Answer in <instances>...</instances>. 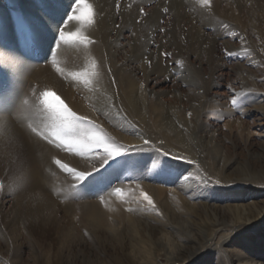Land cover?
Masks as SVG:
<instances>
[{
	"label": "bare ground",
	"instance_id": "1",
	"mask_svg": "<svg viewBox=\"0 0 264 264\" xmlns=\"http://www.w3.org/2000/svg\"><path fill=\"white\" fill-rule=\"evenodd\" d=\"M88 1L94 15L92 17L93 24L86 29L88 34L96 40V44L79 50L81 55L75 61L71 59L73 62L68 63L67 58H60L58 63L64 70H62L64 79L57 74L60 71L56 73L50 69V66L42 68L34 61L14 57L10 47L0 46V55L4 58L2 61L0 58V63L16 73L17 81L15 84L12 83V93L9 94L10 103L13 106L9 119L10 130L0 136V181L4 185L0 189V196L6 193L12 194L13 206L16 210L12 219H9V216L4 215L0 208V247L6 246L9 251L16 250L20 246L19 242L25 241L39 248L43 254L42 258L43 256L45 258V261L39 259L35 264H76L77 260L71 258V252L68 250H76V257L79 258L80 254L88 249L89 242L85 243L86 238L83 233V230H86L93 238L97 239L98 247L91 244L93 257H86L87 260L80 262L81 264H199L205 259L204 253L199 252L204 246H214L219 253L226 255L224 248L232 242H228L230 240V235L227 234L229 225L239 229L238 224L247 221L245 223L250 227L249 231L245 233L261 236L260 233L264 227V210L259 214L258 212L261 210V205L264 204V190L259 191L258 186L252 188L245 184L243 191L235 189L236 187L233 186L227 187L231 191L224 194H230L232 196L230 199H234L237 192L242 191L244 194L238 196L241 203L229 206L231 214L234 213L233 217L236 218L229 224L225 213L219 211V206L212 205L207 201L198 205L193 201V198H196L194 197L195 193L187 195L181 191L182 180H177L174 183L172 180L160 179L156 176L152 178L137 177L140 182L131 183L130 189L135 193L129 197L127 204L118 202L114 196H104L90 188L84 189L87 195L83 196L82 194L78 199H75L73 191L67 190L68 182L63 177L58 165L54 163L55 160H60L62 164L67 162L82 171H92L93 166L81 160L78 155H64L56 145L49 144L31 133L30 125L43 127L47 122L46 119H40L41 115H39L37 107L32 106L34 103L31 105L22 103V99H25V94L31 89L33 82L62 94L77 112L99 122L106 130L124 141L131 142L128 140L127 134H133L132 128H129L127 124L133 122L138 127V131L134 133H138L140 138L142 136L148 138L157 145L159 141H163L165 146L163 147H171L172 154L188 156L197 161L199 167L195 165L193 168L198 176L200 174L203 178L206 175L227 180L230 179V172L236 165L235 161H226L225 157L223 159L220 156L211 157L213 153L211 155L207 153L206 156L204 151H200V142L207 141L209 136L206 129L198 125V119L186 122L189 131L194 136L193 140L188 142L181 139V136L170 134L169 126L174 121V108L169 106L154 90L149 93L146 83L143 84L136 77L137 68L145 73L148 82L157 80L166 70L161 62L157 63L152 71H149L144 63L138 64L139 67L121 65L118 55L122 52L117 54V50H114L112 44L114 20L109 3L106 0L102 2ZM212 1L217 2L218 0ZM47 2L48 0H42L41 4L44 6L39 9L40 5H35L32 0H21L25 10L29 11L34 17L33 19L41 24L39 32L42 37L45 36L46 28L57 22L58 17L53 16L59 15L60 12L54 9V6L53 8L48 7ZM226 2L228 4L220 10L221 16L235 21L244 30L248 29L246 19L247 16H251L250 10L247 8L242 12H236L233 10V5L241 6V1L229 0ZM161 5L160 3L157 7ZM257 5L263 9L262 16L259 18L261 23L259 28L263 32L261 42L264 52V0H260ZM216 6H218V2ZM170 7L174 11L175 21L182 24L185 19L180 13L181 4L177 0H172ZM42 10H46L48 15L39 13ZM123 10L125 14L121 30L130 27L133 30L134 45L131 46L130 62L135 63L146 56L144 39L147 31L142 28V25L136 24L134 16L130 18L127 15L130 13L129 9L124 6ZM50 11H52L51 14ZM201 13L203 14L202 11ZM157 17L158 11L155 9L145 21L146 28H151ZM196 27L198 26L192 25L189 28L187 33L189 44L201 53L209 50L212 57L215 56V39L207 40L203 35L204 32L201 33L200 29H196ZM73 28L81 30V26L78 25H74ZM45 39L47 40L48 37ZM45 39L43 40L46 41ZM7 41L11 42L9 38ZM208 41L211 46H204ZM73 50L75 49L73 48ZM64 56L66 57V53ZM94 62L97 65L95 69L97 75H92ZM107 69L111 71L108 72ZM74 74H78V78H75L78 80L75 83ZM85 79L90 82L85 84ZM113 80L115 83L112 82ZM74 87L82 94V98L75 96ZM118 99L121 102L120 106L117 104ZM138 158L141 161L142 169L150 163H157L161 168L169 169V164L156 155L150 158H140L139 156ZM132 161L136 162V160ZM173 161L175 163L173 168H175L179 161ZM247 178H249L248 183L250 184L251 182L256 185L264 183V177L255 173L247 174ZM202 182L201 186L205 187L206 181ZM251 192L260 194L253 197ZM145 193L152 198L155 208L144 199ZM198 208H204L207 212L211 211L216 221L209 225L205 233L192 226V220L197 214ZM236 209L237 211H234ZM61 212L72 217L73 220L79 216L78 224L82 228L65 236L66 255L63 253L56 255L52 252L53 242L59 238L57 235H61L63 231L57 218ZM257 214L260 218H253ZM2 227L4 228L2 229ZM129 230L134 235V239L126 244L123 235L125 231ZM116 242L118 245L114 244ZM108 248L114 249L112 261L105 258ZM16 252L18 253V251ZM17 253L14 254L17 255ZM232 254L231 258L235 257L236 264H264L252 259L248 254L238 253L236 249L232 250ZM193 255L196 257L192 258ZM162 257L166 259L164 263L161 261ZM219 264H225V262L222 260Z\"/></svg>",
	"mask_w": 264,
	"mask_h": 264
},
{
	"label": "rangeland",
	"instance_id": "2",
	"mask_svg": "<svg viewBox=\"0 0 264 264\" xmlns=\"http://www.w3.org/2000/svg\"><path fill=\"white\" fill-rule=\"evenodd\" d=\"M32 1L35 5H40L39 9L43 8L42 0ZM97 1L102 2L104 0ZM106 1L109 3V8L113 11L114 26L112 37L114 40L112 44L114 50H117V54L122 52L118 55L121 65L124 64V67H133V65L134 67H139L140 65L138 64L144 63L146 68L152 71L153 67L161 62V65L166 70L157 80L148 82V77L145 73L137 68L136 77L143 84L146 83L149 93L154 90L169 106L174 108L175 116L172 125L169 126L170 134L181 136V139L188 142L193 140L194 136L189 131L186 122L189 123L198 119V125L206 129L209 136L207 141L200 142V151H204L206 156L207 153H210V155L213 153L211 157L220 156L222 159L225 157L226 161H235L236 165L230 172V179L222 180L209 176L212 178V182H206L205 187L201 186L203 184L202 181H205L204 178L194 172L195 165H188L179 161L175 167L177 170L175 175H170L167 169L161 168L157 163H150L142 169L138 156L140 158H150L156 155L169 164L168 168H173L175 163L170 156L164 157L156 151V149L170 151L171 147L164 148L165 146L160 141L157 145L148 138L150 143L145 145L143 139L138 136L139 134L134 133L138 131V127L133 122L127 124L129 128H132L133 133L127 134L128 140L131 141L128 142L116 137L99 122L90 118L100 126L102 133L110 137L116 144L124 145L129 149L136 147L143 149L142 151L125 152L124 155L117 157L116 160H110L103 167H101L100 163L103 157L102 150L80 155L77 149L69 152L59 146L57 147L62 150L64 155H78L81 160L93 166L91 172L96 179L90 189L98 191L101 195L114 196V199L118 202L127 204L129 197H132L135 193V191L130 189L131 183L140 182L137 177L148 176L152 178L156 176L157 178L172 180V182L176 183L179 176V180L183 181V185L180 186L181 191H184L187 195L191 193L194 195L195 193L194 197L196 198H193V201L198 203V205H202L207 201L212 205L219 206V211L225 213L227 223H231L236 218L233 217L234 213L231 214L229 206L241 203L238 200V196L244 195L242 189L245 186L243 185L246 184L247 187L252 186V188L258 186L259 191L264 190V183L256 185V183L251 182L250 184L248 183L249 178H247V174L254 173L264 177V52L261 42L263 32L259 28L261 26L259 18L262 16L263 9L257 5L260 0H240L241 6L233 5V10L236 12H242V10L244 11L247 8L250 10L251 16H247L246 19L249 27L245 30L235 21L221 16L220 10L228 4L226 1L229 0H218V6H216V1H212L210 3L211 6H209L205 5L202 0H177L182 7L180 13L185 19L182 24L174 19V11L170 7L172 0ZM160 3L162 5L157 7ZM47 4L48 7L53 8L54 6V9L60 12L59 15L53 16L58 17L57 22L50 24L44 32L45 36L42 37L39 32L41 24L33 19L34 17L29 11L25 10L21 0H0V46L3 48L10 47L11 54L12 56L14 54V57L34 61L42 68L50 66V69L56 73L60 71L57 74L64 79V70L61 69L58 63L60 58H67L68 63L73 62L81 55L79 50L87 49L91 45L96 44V40L88 34L86 29L93 24V20H77L75 18L71 21L67 20L68 15H71L70 5L74 6V0H48ZM124 6L130 11L127 15L130 18L134 16L136 24L142 25V28L147 31L144 39L146 56L143 59L140 58L137 61L138 63L130 62L132 56L131 46L134 45L132 40L133 30L131 27L121 30L123 15L125 14ZM155 9L158 11V17L154 25L148 29L145 26V21ZM203 9L205 10L203 11ZM218 9L219 11H216ZM81 11L85 13V16L88 15L87 10L83 9V7ZM134 11L135 13L133 14ZM39 13L48 15L46 10H42ZM51 13L52 11H50ZM50 17L52 16L50 15ZM129 17L128 19H130ZM65 21L67 22L66 26L63 23ZM74 25L81 26V30L73 28ZM192 25L198 26L196 29H200L201 33L204 32L203 35L207 40L209 38L215 39V56L212 57L209 50L201 53L197 48L193 49L191 44H189L187 33ZM61 27L65 29L66 33L70 32L75 35L73 37L65 35V38L61 40L57 31ZM46 37H48L47 40L45 39ZM80 37H88V39L81 40ZM7 38L11 42H8ZM204 46L210 47V42H206ZM226 52L233 54L227 55ZM65 53L66 57L64 56ZM0 58L1 61L4 60L1 55ZM71 59L74 60L72 61ZM9 69V67L6 68L5 65L0 63V95L8 97L12 93V83L15 84L17 82L16 73ZM73 80L75 83L78 79L73 77ZM30 88L31 91L28 90L25 94V99H22V103L24 102L25 105L34 103L32 106L37 107L38 113L41 115L40 119H46L42 101L39 98V93L43 91L51 93L48 100L56 109L59 110L66 105L78 115H82L57 91L47 87L43 88L37 82H33ZM74 93L76 97L82 98V94L76 87H74ZM10 99L9 97V101ZM233 99L237 100L236 106L231 103ZM117 104L118 106L121 104L119 99ZM189 113H191V116H189ZM170 153L172 152L170 151ZM132 160H136V164ZM64 164L77 171H82L67 162ZM58 168L69 183V185L68 183L66 185V187L68 186L67 190L75 193V199H78L82 194L83 196L87 195V192H84V185L87 181H77L73 174L61 169L59 166ZM96 169H99V171L97 172ZM181 173L186 175L188 179L180 176ZM88 179L92 180V177ZM217 179L220 183L215 182ZM174 185L176 186V184ZM228 186L236 187L235 189L242 191L237 192L238 194L234 199H230L232 197L230 194H224L226 192L230 193L231 190L227 189ZM117 189L120 191L117 192ZM80 192L81 194H79ZM259 194L251 192L253 197L259 196ZM12 200L13 195L10 193L0 196V208L4 215L9 216V219H12L16 210ZM263 210L264 204L261 205V210L258 214ZM234 211H237V209ZM258 214L253 216V218L259 219ZM210 215L212 216L210 217ZM57 218L63 231L61 235H57L59 238L53 242L52 252L56 253V255L58 253L66 255L64 245H67V243L64 240L65 236L71 235L76 229L82 228L78 224L79 216H77L76 220H73L72 217L61 212ZM214 222L216 221L211 211L207 212L204 208H198L197 214L192 220V226L196 230L205 233L209 225ZM245 222L247 223V221ZM245 222L238 224L239 229H236V226L231 227L229 225L227 234L230 235V240L228 242H232L224 248L226 255L219 253L214 246H204L199 252L204 253L205 259L199 264H219L222 260L225 264H236L237 260L235 257L231 258L233 257L232 250L235 249L238 253L248 254L252 259L264 263V227L260 233L261 236L252 233L248 235L245 232L249 231L250 226L246 225ZM83 233L86 238L85 243L89 242L88 249L83 251L79 258L76 257V250H68V252H71V258L77 260L76 264L86 261V257H93L94 253L92 252L91 244L98 247L96 238H93L86 230H83ZM124 233L123 237L126 240L124 243L132 242L134 239L132 232L129 230ZM19 243L20 246L16 250L11 249L9 251L6 246L0 247V264H35L39 259L45 261L39 248L25 241ZM114 244L118 245L117 242ZM113 252L114 249L108 248L105 258L112 261ZM14 253H17V255ZM195 257L196 255H193L192 258ZM161 261L164 263L166 261L165 257H162Z\"/></svg>",
	"mask_w": 264,
	"mask_h": 264
},
{
	"label": "snow or ice",
	"instance_id": "3",
	"mask_svg": "<svg viewBox=\"0 0 264 264\" xmlns=\"http://www.w3.org/2000/svg\"><path fill=\"white\" fill-rule=\"evenodd\" d=\"M205 5H210L211 0H202ZM87 10L88 15L85 16V13L81 11V8ZM71 15H68L67 20L71 21L74 18L77 20L87 19L89 21L92 20L94 15L91 4L88 3V0H74V6L70 5ZM79 13V15H77ZM65 23V26L67 22ZM59 38L63 40L65 35L69 37H73L75 34L66 33L63 27L58 28ZM81 40H87L88 37H80ZM227 55H232L231 52H226ZM97 68L96 63H93V72L92 75H97L98 73L95 71ZM110 72V69H107ZM74 78H78V74H74ZM85 84L90 81L85 79ZM115 83V81H112ZM51 93L47 91H43L39 93V98L42 101L43 112L45 113L46 123L43 127L40 126H29L31 133L34 134L39 139L46 141L49 144L59 146L61 149L67 150L71 152L73 149H77L80 155H86L92 151H100L103 152V157L101 160V167L108 164L110 160H116L117 157L124 155L125 152H135L142 151L138 147L136 148H126L124 145L116 144L110 137H107L102 133L100 126L96 124L93 120L86 116L78 115L76 112L72 111L66 105H64L61 109H56L53 107L48 97ZM233 106L237 105V100L233 99L231 101ZM12 104L9 101V97L6 95H0V136L5 135L10 130L9 119L11 117ZM191 116V113H189ZM143 139V143L145 145H149L150 141L145 138ZM163 143V141H161ZM156 151L164 156L171 157L172 160H178L188 165H196L199 167L197 161L188 156L180 155V154H172L168 150L156 149ZM54 163L58 165L61 169L73 174L77 181H87L84 185L85 189H88L93 186L95 177L93 176L91 171H77L74 168L68 167L66 164H62L60 160H55ZM98 172L99 169H96ZM170 175H175L176 169L169 168L168 169ZM184 179H188L186 175L183 173L180 174ZM92 177V180L88 178ZM179 180L180 177L178 176ZM204 180L206 182H212V178L209 176H204ZM216 183H220L217 179ZM4 187L3 183H0V189ZM120 190L117 189V192ZM144 199L147 201L149 205L155 208V204L150 196L146 193L144 194ZM131 211V209H129Z\"/></svg>",
	"mask_w": 264,
	"mask_h": 264
}]
</instances>
